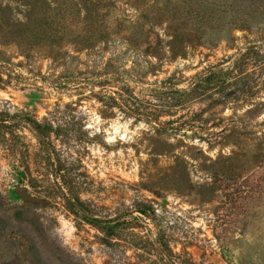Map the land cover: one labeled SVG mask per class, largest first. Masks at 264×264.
<instances>
[{
	"label": "rangeland",
	"instance_id": "374dc122",
	"mask_svg": "<svg viewBox=\"0 0 264 264\" xmlns=\"http://www.w3.org/2000/svg\"><path fill=\"white\" fill-rule=\"evenodd\" d=\"M151 1L106 0L86 29L76 0H54V18L72 11L67 36L25 43L31 0H0V264H264V80L155 110L171 72L227 67L244 38L174 50L167 16L142 9ZM151 15L156 44L133 34ZM168 120L222 130L174 135Z\"/></svg>",
	"mask_w": 264,
	"mask_h": 264
},
{
	"label": "trees",
	"instance_id": "16d2710c",
	"mask_svg": "<svg viewBox=\"0 0 264 264\" xmlns=\"http://www.w3.org/2000/svg\"><path fill=\"white\" fill-rule=\"evenodd\" d=\"M76 1L70 6L71 10L74 14H81V22L85 25L86 29L87 25L93 29L99 27L102 21L101 17L104 16L102 2L106 0ZM53 2L54 0H31L30 4H27L26 19L24 18L23 22L19 23L20 29L16 34L20 38L26 37L25 43H34L35 41L37 43L39 40L56 43L57 40H62L67 36L65 30L69 27L67 23L64 25V13L71 10L63 8L59 17L54 18L51 15L52 13L49 12L51 6H53ZM155 2L157 0H152L150 4L143 5L142 9L150 11L149 9L152 8L151 13L156 17L159 13L160 16H167V27L171 31L168 44L174 50L182 49L181 47L184 46V43L191 38L209 45L219 40L232 42L234 40L233 34L236 30L243 32L244 38L243 47L227 67H222L220 63L211 65L190 78L183 75H179L177 78V71L171 72L170 76H167L165 79L169 80L170 86L156 92L158 96L156 101L159 102L154 104L155 110L161 108L169 115H173L178 109L188 108L195 101H201L206 98L212 99L214 94L226 93L234 85H236V89L234 90L244 92L246 85L244 80H264V0H166L163 7L153 12ZM37 4L48 7L41 12L40 8L36 6ZM152 15L145 22H141L138 25L133 32L134 39H144L142 42L147 43L153 41L155 44L161 40L157 35L153 36V40H151V35H153L151 29L154 23L148 20L152 19ZM6 16H15L14 9L5 13ZM25 22L32 24L31 30H28L27 26L23 28ZM23 30L27 32H23ZM96 35V31H92L87 36H81L79 42L85 41L90 45L92 42L89 39L98 37ZM154 50L158 51L156 48ZM178 55L182 56L180 53ZM175 77L177 78L176 80H189L188 85L178 87L177 82H171ZM253 87L248 85L247 88L253 89ZM252 93H254V90ZM224 97L226 96L224 95ZM234 98H236L235 100H239L237 97ZM246 99H248L247 102L252 104V98ZM235 100L228 101L227 99L222 101V104L227 105L229 102ZM240 100L246 101L244 98ZM157 115L155 114V117L151 121L158 130L159 122H156V119H158ZM203 121L205 120L203 119ZM185 123L182 122L181 125L174 123L173 120H168L166 121V125H168L166 130H170L174 135L181 131L180 135L182 136L186 135V131H192V135H196L198 132L194 130L195 127L207 134H217V132H221L222 130H215V127L221 125L219 122H213L212 126L203 128L202 126H195L189 123L187 124L189 127L187 129L185 128ZM197 138L203 140L202 136H198ZM176 148L177 146H169L165 151L173 152L176 159L181 157L196 159V153L192 150L182 152L183 154H175L177 153L175 152ZM155 151H153L154 154L157 153ZM226 158L230 157L226 156ZM238 199L237 197L236 201Z\"/></svg>",
	"mask_w": 264,
	"mask_h": 264
}]
</instances>
